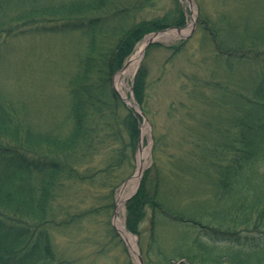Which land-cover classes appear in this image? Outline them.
<instances>
[{
	"label": "trees",
	"instance_id": "trees-1",
	"mask_svg": "<svg viewBox=\"0 0 264 264\" xmlns=\"http://www.w3.org/2000/svg\"><path fill=\"white\" fill-rule=\"evenodd\" d=\"M151 1L0 0V37L41 31L75 34L82 42L63 116L42 125L33 120L26 104L15 106L0 96V264H65L57 261L53 249L55 230L93 214L114 212L116 191L134 170L141 117L113 88V77L145 36L185 26L180 0H172L169 18L138 21L139 9ZM26 21L35 27L21 25ZM201 23L224 52L217 59L226 67L250 63L251 43L264 42V23L257 28L230 20L231 41L225 44L212 23L205 17ZM7 25L10 28H4ZM232 44L238 49L231 51ZM261 51L262 55L255 53L259 62L264 59ZM261 65L260 79L247 91L243 87L234 94L226 92L225 101L211 104L213 117L225 127L217 121L224 133L218 131L219 140L204 148V161L196 162L199 173L204 165L205 187L213 195L204 199V216L184 214L180 203L170 201L175 194L171 182L161 178L158 169L152 181L148 171L126 203V228L140 244L150 208L149 243L154 247L161 224L175 221L189 229L204 228V264H219L225 257L229 264H264V60ZM145 78L142 68L133 85L140 106ZM73 187L89 188L94 202L78 211L85 198L79 201L75 195L64 206V192ZM95 190L99 192L94 195ZM201 241L200 237L196 243L202 245Z\"/></svg>",
	"mask_w": 264,
	"mask_h": 264
},
{
	"label": "rangeland",
	"instance_id": "rangeland-1",
	"mask_svg": "<svg viewBox=\"0 0 264 264\" xmlns=\"http://www.w3.org/2000/svg\"><path fill=\"white\" fill-rule=\"evenodd\" d=\"M180 3L185 11V26L170 27L145 36L113 77V88L122 100L126 101L123 95L125 91L139 106L137 112L143 115L132 175L116 191L112 214H93L76 222L74 220V225H69V228L55 230L53 249L58 262L141 264L140 255L149 264H204V228L199 225L189 229L175 221L163 222L158 228V243L154 247L149 243L153 214L147 208L142 226V243L131 233L136 240L135 253L120 234L115 221L118 195L135 175L141 152L146 155V165L138 187L130 198L137 194L145 174L151 171L153 181L158 169L161 178L172 184L170 187L174 190L175 198H170V201L180 203L184 214L198 216L201 213L204 216V199L213 195L205 187L204 165L199 173L196 162L199 159L204 161V148L214 146L219 140L218 131L224 133L216 126L219 119L213 117L211 104L225 101L228 96L226 92L234 94L243 87L247 91L250 83L261 77V62L264 59L261 58L259 62L255 53L263 54V40L258 41L261 45L251 43L254 46L253 50H249L250 63L238 64L236 68L226 67L222 60L217 59L219 52H224L218 50V45L201 20L205 17L212 23L218 35H221L219 41L225 44L231 41L228 37L231 32L228 28L230 20L234 23L243 20L257 28L264 23V0H180ZM139 10L138 21L142 18H169L174 3L172 0H153L149 7ZM26 23L21 25L28 27V30L33 28L31 26L35 27L28 21ZM4 28L10 27L7 25ZM178 32L187 33L179 35ZM158 34L162 35L161 39L148 42L140 64L119 87L121 82L117 77L131 60L137 46ZM81 43L80 37L75 34L67 37L42 34L41 31L28 36L0 37V96L12 100L15 106L26 104L33 120L42 125L63 116L69 101L68 84L81 59ZM236 49L238 47L232 44L231 51ZM237 56L240 54L235 53L234 57ZM142 68L146 78L143 104L140 106L133 85ZM219 125L225 127L221 122ZM96 192L99 191L95 190L94 195ZM92 193L89 188L73 187L64 192L66 197L62 203L64 206L70 204L72 200L69 199L75 195L79 201L83 197L84 204L76 209L80 211L94 202L90 197ZM120 217L126 227V204ZM200 237L202 245L196 243ZM226 260L225 257L219 264H229Z\"/></svg>",
	"mask_w": 264,
	"mask_h": 264
},
{
	"label": "bare ground",
	"instance_id": "bare-ground-1",
	"mask_svg": "<svg viewBox=\"0 0 264 264\" xmlns=\"http://www.w3.org/2000/svg\"><path fill=\"white\" fill-rule=\"evenodd\" d=\"M186 33L187 32H178L177 34L185 35ZM161 37H162V35H160V34L155 35V36L151 37L150 40L147 38L144 42L140 43L137 46L136 51L133 54L131 60L129 61L127 66L120 72L119 76L117 77L118 82H121V83H119V87L122 86V83H123L124 79L126 78V76L131 74L140 64V62L143 58L146 46L148 45V42L154 41L157 39H161ZM123 95L125 96V100L127 101L128 104H131L132 106L136 107L135 102L128 97L127 92L123 91ZM145 158H146L145 153L141 152L139 165H138V168H137L135 175L122 187V189L118 195L117 216L115 219L116 226H117L120 234L122 235V237L126 241L127 245L130 247V249L135 253L137 251L135 237L130 232H128V230L126 229V227L124 225V221L120 217V213L124 210V206L126 204V201L130 198V196L135 192V190L138 187V184H139L140 179L142 177L143 170H144L145 165H146Z\"/></svg>",
	"mask_w": 264,
	"mask_h": 264
},
{
	"label": "water",
	"instance_id": "water-1",
	"mask_svg": "<svg viewBox=\"0 0 264 264\" xmlns=\"http://www.w3.org/2000/svg\"><path fill=\"white\" fill-rule=\"evenodd\" d=\"M147 47H146V49H147ZM133 108H134L135 111H137V107L133 106ZM139 260H140L141 264H144V261H143V259H142V257L140 255H139Z\"/></svg>",
	"mask_w": 264,
	"mask_h": 264
}]
</instances>
